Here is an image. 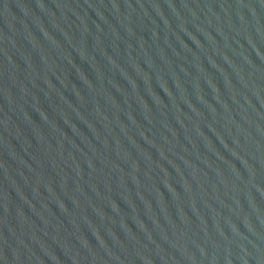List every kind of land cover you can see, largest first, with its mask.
<instances>
[{
  "label": "water",
  "instance_id": "95a60500",
  "mask_svg": "<svg viewBox=\"0 0 264 264\" xmlns=\"http://www.w3.org/2000/svg\"><path fill=\"white\" fill-rule=\"evenodd\" d=\"M0 264H264V0H0Z\"/></svg>",
  "mask_w": 264,
  "mask_h": 264
}]
</instances>
